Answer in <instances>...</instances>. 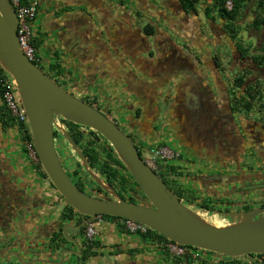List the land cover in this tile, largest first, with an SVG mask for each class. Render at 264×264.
I'll return each mask as SVG.
<instances>
[{
  "label": "flooded vegetation",
  "instance_id": "af4514ba",
  "mask_svg": "<svg viewBox=\"0 0 264 264\" xmlns=\"http://www.w3.org/2000/svg\"><path fill=\"white\" fill-rule=\"evenodd\" d=\"M177 7L178 11L185 13L179 4ZM185 14L194 15L192 12ZM226 25L225 23L224 27ZM252 30L255 31L253 28ZM224 31L226 33L220 31L222 37H220L218 41L210 44L211 46H217L218 49L216 50L219 51L218 55H221L223 49L229 51V43L235 40V42H232L233 44L231 43L232 46L234 45L233 49L235 51H232L231 59L233 62L235 61L236 67L230 68V72L233 74V81L230 87H225L224 82L219 78V74L217 75L220 71L217 70L219 69V64L215 65L217 70L216 73H214L213 70L211 74L207 76L209 79L212 78V86L208 84L207 77L202 75V72L198 75L197 73L189 71L187 72L188 75L184 78L181 75L170 77L169 74L172 73V71H170L165 74L163 80L155 84L154 87H156V89L152 91L151 86L153 87V84L156 82L154 79L158 78V75H154L152 78L146 77L144 79L129 75L126 77V80H128L130 85L141 86L140 89L142 92L140 96L136 97V102L144 106L134 109L132 106L133 104L128 105L123 114L119 113L117 110L113 113L109 107L94 108L98 111L107 109L106 117L129 137L140 157L145 161L144 149L139 145L136 138L139 136L143 138L144 134H139V132L142 130L147 134L148 124L154 120L153 115H147L149 112L146 105H151L153 102H155L156 105H165L163 111H158L157 109V118L162 123H165V129L167 130V135L164 140L166 144L164 150H166L167 154L172 155V159H174L175 156H181L187 161L183 153L188 152L194 154L199 160L204 159L213 161L211 166H208V164L205 166L207 168L210 167L209 170H214V172L195 176L192 180L202 187L208 199L219 200L215 203L219 205V209L216 210L218 213L226 215L227 218L238 220L240 218L239 214L250 210L247 208L250 206V203L242 201L240 207H234V209L231 208L232 205L220 199L241 197L245 193L259 191V200L253 207H264V171L260 169L264 165V110H260V114L253 115L255 111L252 109L253 105L250 110H245L240 101L241 98L247 99L246 92H249L251 89L257 91L258 96L261 95L259 98L264 101V87H260L261 84L259 81L260 78L264 76V69L258 66L255 60L256 57H259L262 47L256 49L259 53H244L239 41L232 38L226 27ZM172 46L173 45L169 43L168 49L171 51L174 50ZM155 51H157V49H155ZM177 55L181 56L179 50L175 51V58ZM165 59L164 62L168 61L167 58ZM220 59L223 61L222 57ZM175 65H177L176 61L172 62V66ZM180 66L181 65L178 64V67ZM184 68L185 66H183V69ZM44 73L65 90L59 83L62 81L55 80L52 76L48 75L47 72ZM240 77H243L244 81L241 86H237L236 79ZM82 101L88 104L84 100ZM1 105L2 102H0V106ZM131 112H134V120L129 116ZM56 120H60L63 123L65 127H63V129L69 134L65 120L55 117L54 121ZM14 122L15 126H17L18 122L15 118ZM15 126L7 128L2 126L0 122V240L10 237L5 233L7 221L10 220L16 221L17 223L20 222L18 226L20 231L14 234V236L24 234L27 244L33 245L35 240L32 236L35 235L37 228H33L28 232L25 227V221L27 218L34 221L33 219L37 216H35V213L31 215V213L27 212V205H25L24 202L37 203L39 196H41L40 194H44V196L47 194L45 197L48 198L47 202L51 204L49 207L60 205V216L56 223L52 225L54 230H50L49 233L46 234V237L44 236L38 240V243L44 245L54 253L52 262L59 264H137L135 261L129 262V258L132 256L136 258L139 255L137 251H132V249L121 250L116 241H113V236H105L99 229L96 235L87 237L85 231L88 223L78 230L72 231L68 229L66 232L69 238L77 242V246L64 237L61 230L63 225L68 223L72 226H78L85 220V217L75 211H73L70 219L66 217L68 215V206H66L64 202L54 201L55 199L52 198L53 196L57 198L58 195L55 188L49 182L41 165H37L35 162L27 159L25 149L22 146L23 142H20L22 134ZM248 127L252 129L249 130ZM77 129L82 131L85 136L89 134L86 133V130H89V132L92 131L81 126H78ZM53 131L55 133L54 139H56L59 131L54 129ZM61 138L66 140L63 136H61ZM103 140L104 138L101 137L99 143L103 142ZM179 152L180 154H178ZM243 155L249 156L252 164H254V161L258 162L257 169L260 170L256 173L252 169L249 170L250 172L245 171L241 165ZM171 158L166 160H172ZM36 160L38 162L37 157ZM17 163L21 164L17 165ZM229 166V170L231 171L230 174L224 173L222 169L226 170ZM122 173V175H126V173ZM156 174H163V178L168 184V188H170L165 172L159 170ZM132 181L133 180L130 181L131 184H134ZM72 182L74 183L75 181ZM134 185L136 186V184ZM85 187L86 185L84 183L82 192L91 196L92 194H87ZM112 189L119 196H122L124 200H127L122 191L117 187ZM170 190L172 189L170 188ZM93 192L96 193L94 196H91L93 198L114 201L110 199L111 195L109 193L104 192L98 186ZM133 194L131 197L135 199V194ZM101 218L103 225L123 229L121 226L123 219ZM167 242L168 241H163L161 244L155 243L159 248L158 252L164 264L227 263L225 257H221L214 253L206 254L202 256L201 259L196 260L186 255L183 257H175L167 250ZM6 245L7 244H5V246ZM44 249L45 248H39L38 251H44ZM62 253H64L63 261L60 262V255ZM36 258L48 260L42 259L37 255ZM242 258H244V256L235 259L237 261L232 260L231 264H258L256 262L250 263ZM155 264L158 263L156 262Z\"/></svg>",
  "mask_w": 264,
  "mask_h": 264
},
{
  "label": "water",
  "instance_id": "95a60500",
  "mask_svg": "<svg viewBox=\"0 0 264 264\" xmlns=\"http://www.w3.org/2000/svg\"><path fill=\"white\" fill-rule=\"evenodd\" d=\"M17 24L11 2L0 0V68L15 83L27 118L33 151L45 175L64 204L85 217L78 226L68 223L62 226V233L67 240L77 246V242L67 236V230H78L97 216L107 215L138 222L174 244L194 247L221 257L264 255V207L241 213L238 220L223 227L207 223L182 204L140 157L129 137L106 117L107 109L98 111L66 92L29 60L21 50ZM55 117L90 129L104 138L148 204L144 206L122 200L87 166L80 149L65 129L61 128L62 136L81 160L84 171L114 201L93 198L80 191L58 158L54 146ZM0 246V264H59L37 259L35 251L45 246L39 243L27 244L24 234L0 240ZM63 255H60V262L63 261Z\"/></svg>",
  "mask_w": 264,
  "mask_h": 264
},
{
  "label": "crops",
  "instance_id": "0c3cea01",
  "mask_svg": "<svg viewBox=\"0 0 264 264\" xmlns=\"http://www.w3.org/2000/svg\"><path fill=\"white\" fill-rule=\"evenodd\" d=\"M37 2V15L32 24V35L40 60L42 59L49 66L57 63L60 66L57 72L69 74L85 93L99 96L100 93L106 94L107 90L113 92L116 89L121 91L125 98L131 100L132 104L136 103L138 107H142L144 105H140L136 102L137 99L132 97V91L135 89L126 80L129 75L140 79L159 75L163 79L170 71H172L170 77L181 75L184 78L189 71L198 75L201 73L197 64L199 61L192 57V54L183 51L168 33L169 30L173 31L171 26L163 24L162 27H156L152 23L150 16H153V5L148 9L142 6L134 9L133 6L125 5L126 2L123 0H37ZM198 6L201 5L198 3L196 10ZM147 25L154 28L152 35L144 33L143 29ZM224 25L225 22L215 19L210 25L211 34L207 33L206 36L212 38L213 31L219 32V28ZM204 41L208 40L204 39ZM169 43L173 45L174 50L168 49ZM189 43L192 42L188 40L187 46ZM155 49L158 58L152 52ZM177 50L180 51L181 56L177 55L175 58L174 53ZM194 55H198L197 50ZM165 58L168 61L164 62ZM177 58L185 60V63L179 64L180 67L178 63L172 66V62L177 61ZM146 107L149 112L147 115H153L156 119V103L153 102ZM19 164L21 163H17ZM40 195L37 203L24 202L27 205V212L31 215L35 213L37 216L34 221L28 218L25 221L28 232L37 228L35 235L32 236L35 245L42 237H46L50 230H54L52 225L60 216V205L49 207L51 204L47 202L48 198L45 197L47 194ZM52 198L55 199L54 201L58 200L54 196ZM19 224L20 222L8 220L5 233L10 237L14 236L20 231ZM100 231L105 236H113V241H116L121 250L132 249L140 252L146 250L153 254L155 251L158 252L159 248L155 243L143 240L139 235H130L117 227L102 225ZM35 253L49 261L54 258V253L46 247L44 251L36 250ZM130 261L138 262L133 256L129 258Z\"/></svg>",
  "mask_w": 264,
  "mask_h": 264
},
{
  "label": "rangeland",
  "instance_id": "374dc122",
  "mask_svg": "<svg viewBox=\"0 0 264 264\" xmlns=\"http://www.w3.org/2000/svg\"><path fill=\"white\" fill-rule=\"evenodd\" d=\"M126 2L125 5L133 6L134 9H136L138 6L146 7L147 9L150 7V5H153L154 10H152L153 16H150V19L152 23L156 27H162L163 24H169L173 31H168L170 36L173 40L177 42V44L182 48L183 51L186 53H190L192 57L196 58L197 64L199 65L198 68L201 70L202 75H205L207 77L211 74V71L214 70V73L216 71L220 70L217 75L219 74V78L221 81L224 82L225 87H230L231 82L233 81V74L230 72V68L236 67V64L232 61V51H234V45L232 46V42H235V40L231 41L229 43V51L222 50V54H219V51L216 50L218 47L211 46L210 43H215L222 37V32L226 33L224 31V28H219V32L213 31L214 36L211 38H208L207 33L211 34L210 32V25L211 23H214V21L208 20L206 16L203 13V10L205 7L211 5L210 0H199V4L201 6H198L196 10V14L194 15H186L183 12L178 11L176 0H123ZM210 3H209V2ZM259 0H247L245 2V8L240 13V16L237 19V22H235L233 25H235V30L237 31L236 39L239 41L240 46L243 48L244 53H259L256 49L259 47H264V28H261L258 31H253L251 28L252 19L254 17V13L257 11V2ZM123 8H125L124 5H122ZM140 16V15H139ZM137 19V18H135ZM219 20V19H218ZM136 21V20H135ZM196 21V23H195ZM220 21V20H219ZM222 22V21H221ZM167 31V29L165 30ZM231 35V34H230ZM187 39V40H186ZM208 40V41H204ZM190 40L192 43H189L187 46V42ZM201 42L199 43V41ZM204 41V42H203ZM210 42V43H209ZM33 44V40H32ZM242 44V45H241ZM207 48V49H206ZM213 49V50H212ZM181 50V51H182ZM197 50V56H195V51ZM212 50V53L210 52ZM153 54L158 58V53L153 50ZM223 61H221V58ZM38 60V66L41 70L44 72H47L48 75L52 76L55 80L57 79L62 87L66 90V92L72 94L78 99H82L88 104L92 105V107H105V108H111L112 112L115 113L116 110L123 114L125 113L126 106L132 104V101L128 98H125L121 91H117L114 89L113 92L108 91L106 94L100 93L99 96H95L92 93H85L82 88L78 87L77 81L72 79L69 74H63V72H57L56 69H50L52 65L46 63L42 59L40 60L39 54L35 50V59ZM163 58V57H162ZM61 61V60H60ZM226 61V62H225ZM228 61V62H227ZM56 62V61H54ZM176 63H185V60L178 59ZM219 64V69L216 70V66ZM260 87H264V76L260 78ZM207 82L209 85L212 86L213 80L212 78L209 79L207 77ZM107 89V88H106ZM240 92V91H238ZM167 94V93H166ZM261 96V95H259ZM259 96H255V103H253V108L251 105V108L255 111L253 112V115L260 114V110H264V104L262 101L261 104V98ZM264 97V96H263ZM242 101V98L241 100ZM120 103H124L126 105H118ZM138 104L134 103L132 106L135 108H141L137 106ZM165 108V105H157L158 111ZM156 109V110H157ZM157 112V111H156ZM259 112V113H256ZM264 112V111H263ZM157 114V113H156ZM131 119H135L134 112H131L129 114ZM158 117V116H157ZM156 117L153 121L150 122V126L147 128V134H145L142 130L140 133L144 134V137H138L136 140L139 142V145L142 146L144 149V156L145 161L150 163V167L155 168V172H159V170L165 172V175L167 176L169 186L172 190L180 192V198L181 203L184 204L186 207H188L190 210L195 212L197 215H199L202 219L206 220L207 222H210L214 225L224 224L227 225V223H233L236 220L227 218L226 215L218 213L216 210L219 209V205L215 204L217 203V200H210L207 198V195H205L202 187L198 185L195 181L192 180L195 176L200 175H206L209 173L214 172V170H209L205 165L208 164V166H211L213 161L208 160H199L195 157L194 154L184 152L183 155L187 158L185 161L184 158L180 157H174L172 160H166L161 159L160 156L155 157L152 155V151H161L165 148V136L167 135V130L165 129L166 125L165 123L159 121V119ZM65 128V127H64ZM251 130L252 128H249ZM86 133H89V130H86ZM62 134L59 132V134L56 136V139H54V145L56 147L57 155L63 165L64 170L70 177L71 181H77L78 179H81L86 187L87 194H92L93 196L96 194L93 192L97 185L92 181V179L87 175V173L84 171L82 167L81 160L75 155L74 151L71 149L69 143L61 138ZM89 137V134H86L84 137V141H86ZM98 148V147H97ZM100 151V149L98 148ZM180 154V152L178 153ZM177 155V154H175ZM27 159H30L32 162H35L37 165H39V161L36 160V155L34 152L26 153ZM168 161V164H167ZM241 165L242 168L250 172L249 170L252 169L255 171H264V165L257 169L258 162H251V158L249 156H242L241 159ZM158 166V167H157ZM173 167V169L170 171L169 167ZM214 166V165H213ZM216 167V166H215ZM218 168V167H216ZM230 166L225 170L222 169L224 173L230 174ZM74 171H77V175H74ZM95 173V172H93ZM259 173V172H258ZM99 179L105 183L104 176H101L97 172L95 173ZM122 193L124 194L125 198L128 199L131 197V195L134 193L136 197L135 201L138 204L141 203H148L145 199L143 193L134 185V184H127L125 187L127 188H121L120 186H116ZM58 194V193H57ZM133 194V195H134ZM91 195V196H92ZM259 191L251 192V193H245L241 197H229L227 199H220L225 201L226 203L232 205L231 208H238L240 207L242 201H245L246 203H250L247 208L248 209H254L257 207L255 206L256 202L259 200ZM58 202H63L62 197L58 194L57 195ZM110 199L114 200V198L111 196ZM253 207V208H252ZM221 208V207H220ZM230 210L232 211V209ZM234 208V209H235ZM223 210V208H222ZM229 210V209H228ZM224 211V210H223ZM262 215H260L261 217ZM124 231V229H122ZM72 232V231H71ZM137 251L139 254L137 259V264H155L156 262L158 264H164L163 259H161V256L159 252L155 251V254L150 253L146 250ZM139 259V260H138ZM169 259V258H168ZM237 258H228L225 259L227 261L226 264H231V261H237L235 260ZM245 259V258H242ZM233 263V262H232Z\"/></svg>",
  "mask_w": 264,
  "mask_h": 264
},
{
  "label": "trees",
  "instance_id": "16d2710c",
  "mask_svg": "<svg viewBox=\"0 0 264 264\" xmlns=\"http://www.w3.org/2000/svg\"><path fill=\"white\" fill-rule=\"evenodd\" d=\"M28 0H23L24 3H26ZM227 0H211V5L204 8L203 13L206 16L208 20L215 21V19H219L223 22H225L227 31L231 34L233 39H236L237 32L234 30L233 24L237 22L238 17L240 16L241 11L243 8H245V2L247 0H231L233 7L230 11H227L225 8V2ZM178 4L180 5L181 9L185 13L192 12L193 14H196V5L199 3V0H178ZM251 28H253L255 31L260 30L261 28H264V0H259L257 2V11L254 13V17L252 19ZM144 33L146 35H152L154 32V28L150 25H147L143 29ZM34 49L36 50V47L33 44ZM181 58V57H179ZM39 60V59H38ZM178 60V59H177ZM256 63L258 66H261L262 69H264V48H261L259 57L255 58ZM33 64L38 66V63L36 61H32ZM50 67V66H49ZM60 66L55 63L53 66L50 67V69H58ZM126 68V67H125ZM0 74H2V69L0 68ZM158 78H155L156 81L153 84V88L155 84L163 80L161 79V76H157ZM244 81L243 77L236 79L237 86H241ZM3 79L0 78V102L1 96L3 93V87H2ZM135 89V91H132L133 95L132 97H138L141 95L142 90L139 86L131 85ZM153 88L151 86V90L153 91ZM156 89V87L154 88ZM158 93V92H157ZM247 99L242 98L241 105H243L245 110H250L251 105L255 103V96L258 93L257 91L251 89L249 92H246ZM153 94V93H152ZM157 95V94H156ZM0 122L2 126H5L7 128H12L15 126L14 118L11 117L10 111L6 108L4 104L0 106ZM66 126L69 130V134L72 138V140L75 142L77 147L80 149L81 153L83 154L86 164L88 167L93 171L99 173L101 176H104L105 183L109 185L111 188H116V186H120L121 188H126L125 186L127 184H131L132 178L128 175V172H126L125 167L122 165V163L119 161V159L116 157L115 153L112 151L110 145L103 140V142L99 143L100 136L93 131L89 132V137L86 141H84L85 134L82 131H79L77 128L78 126L65 121ZM21 132V141L20 142H29L32 145L31 140V134L30 130L26 128L24 124L17 123V126H15ZM55 138V133H54ZM100 151L98 150V148ZM27 153V151L25 150ZM40 165V164H39ZM173 167H169V170L171 171ZM125 170V171H121ZM126 173V175H122L123 173ZM74 175H77V171H74ZM159 178L164 182V184L168 187V184L163 178V174H157ZM134 184H136L134 181H132ZM75 186L80 190L83 191L84 182L81 179H78L76 182H74ZM137 186V185H136ZM170 189V188H169ZM173 194L179 199L180 198V192L171 190ZM122 200L124 198L120 196ZM99 199V198H97ZM105 200L106 199H100ZM131 204H138L134 198H128L127 200H124ZM148 203H141L138 205H147ZM67 218H71L73 210L70 207H67ZM101 217L104 218H112V219H122L118 217H110L107 215H101ZM143 240H148L153 243L161 244L163 241H168L162 236L158 235L157 233L153 232L152 230H148L146 233L139 235ZM189 247V246H188Z\"/></svg>",
  "mask_w": 264,
  "mask_h": 264
},
{
  "label": "built area",
  "instance_id": "2783aa9c",
  "mask_svg": "<svg viewBox=\"0 0 264 264\" xmlns=\"http://www.w3.org/2000/svg\"><path fill=\"white\" fill-rule=\"evenodd\" d=\"M9 1L14 7V11L18 20L17 37L19 40L21 50L29 58V60L38 62V59L37 58L35 59V49L32 44V40H33L32 24L37 15L38 2L37 0H28L26 3H24L23 0H9ZM232 7H233L232 1L227 0L225 2V8L227 9V11H230ZM0 78L3 79L2 87L4 89L1 96L2 104L6 106V108L10 111L11 116H13L18 123L24 124L26 128L29 129L27 118L22 110L14 81L3 70H2V74H0ZM63 127H64L63 123L60 120H56L54 122V127H53L54 130L60 132V129ZM22 146L27 151V153L34 152L31 143L25 141L22 143ZM151 154L154 155L155 157L160 156L161 159H168L172 157V155L167 154L166 150L164 149L161 151H155V153L152 151ZM146 163L150 167V163L149 162ZM151 169L155 172L154 170L155 168L152 167ZM121 224L123 229L131 234L141 235L146 233L148 230H150L148 227L138 222L130 221L127 219H123ZM102 225H103V221L101 216H97L94 221L86 225V231H85L86 236L90 237L96 235V233L98 232V230ZM166 248L169 251V253L175 257H183L186 255L193 260L201 259L202 256L206 254H211L210 252L203 251L201 249L188 247V246H180L170 241L167 242ZM225 258L228 259L227 257ZM239 258L240 257H238L237 259ZM244 258L250 263L256 262L258 264H264V255L252 254V255L244 256Z\"/></svg>",
  "mask_w": 264,
  "mask_h": 264
},
{
  "label": "bare ground",
  "instance_id": "6f19581e",
  "mask_svg": "<svg viewBox=\"0 0 264 264\" xmlns=\"http://www.w3.org/2000/svg\"><path fill=\"white\" fill-rule=\"evenodd\" d=\"M199 216V215H198ZM200 217V216H199ZM204 220V219H203ZM206 221V220H205ZM207 222V221H206ZM207 223H209V224H211V225H213V226H216V227H223V226H225L224 224H219V225H214V224H212V223H210V222H207Z\"/></svg>",
  "mask_w": 264,
  "mask_h": 264
}]
</instances>
